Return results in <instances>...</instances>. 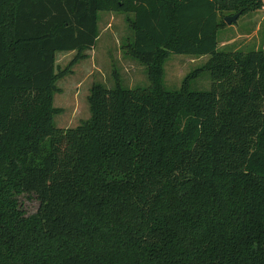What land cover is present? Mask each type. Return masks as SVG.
I'll list each match as a JSON object with an SVG mask.
<instances>
[{
  "label": "trees",
  "instance_id": "16d2710c",
  "mask_svg": "<svg viewBox=\"0 0 264 264\" xmlns=\"http://www.w3.org/2000/svg\"><path fill=\"white\" fill-rule=\"evenodd\" d=\"M260 4L0 0V264H264V50L216 41ZM101 11L149 84H92L89 117L54 128V54L84 58ZM168 53L208 58L169 91Z\"/></svg>",
  "mask_w": 264,
  "mask_h": 264
},
{
  "label": "rangeland",
  "instance_id": "374dc122",
  "mask_svg": "<svg viewBox=\"0 0 264 264\" xmlns=\"http://www.w3.org/2000/svg\"><path fill=\"white\" fill-rule=\"evenodd\" d=\"M261 2L257 9L238 15L233 23L224 24L216 31L218 50H264V0ZM233 13L224 11L221 15ZM125 15L122 12H98L94 46L70 67L74 51L54 54V71L59 75L51 94V107L56 111L52 115L54 128L74 127L89 117L86 97L92 84L111 87L117 80L127 88L148 86L146 67L128 57L122 49L132 36ZM207 58V55L192 57L168 53L161 67L162 87L169 91L178 89L184 76L200 67ZM188 82L190 90H206L210 85L207 73H201ZM36 205L30 200L19 204L27 214L32 213Z\"/></svg>",
  "mask_w": 264,
  "mask_h": 264
},
{
  "label": "water",
  "instance_id": "95a60500",
  "mask_svg": "<svg viewBox=\"0 0 264 264\" xmlns=\"http://www.w3.org/2000/svg\"><path fill=\"white\" fill-rule=\"evenodd\" d=\"M238 15H239V12H235L229 16H225L223 17V22L229 25L235 21Z\"/></svg>",
  "mask_w": 264,
  "mask_h": 264
}]
</instances>
